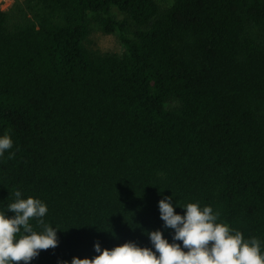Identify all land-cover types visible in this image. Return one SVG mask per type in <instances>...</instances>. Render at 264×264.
I'll return each mask as SVG.
<instances>
[{"label":"trees","instance_id":"1","mask_svg":"<svg viewBox=\"0 0 264 264\" xmlns=\"http://www.w3.org/2000/svg\"><path fill=\"white\" fill-rule=\"evenodd\" d=\"M95 23L122 53L87 44ZM6 132L0 209L20 189L60 228L30 264L91 258L97 239L149 245L158 201L173 194L264 240V0L0 5Z\"/></svg>","mask_w":264,"mask_h":264},{"label":"clouds","instance_id":"2","mask_svg":"<svg viewBox=\"0 0 264 264\" xmlns=\"http://www.w3.org/2000/svg\"><path fill=\"white\" fill-rule=\"evenodd\" d=\"M13 143L9 133L0 135V156ZM14 196L13 202L0 209V264H30L41 250L59 245L60 228L45 222L49 209L41 198H24L20 189L15 190ZM173 196L158 201L163 225L146 230L149 245L129 240L107 248L97 239L93 244L95 256H74L71 261L61 259L57 264H264V240L245 237L241 230L221 220L220 212L210 204H174ZM176 207L185 211L181 214ZM32 219L39 230H34ZM167 229L172 230L171 240L165 235Z\"/></svg>","mask_w":264,"mask_h":264},{"label":"rangeland","instance_id":"3","mask_svg":"<svg viewBox=\"0 0 264 264\" xmlns=\"http://www.w3.org/2000/svg\"><path fill=\"white\" fill-rule=\"evenodd\" d=\"M20 0H0L3 9L11 10ZM87 44L90 47L100 49L102 51L118 52L124 51V46L120 41L119 35L115 33H107L103 31L100 25L93 24L92 33L88 38Z\"/></svg>","mask_w":264,"mask_h":264}]
</instances>
